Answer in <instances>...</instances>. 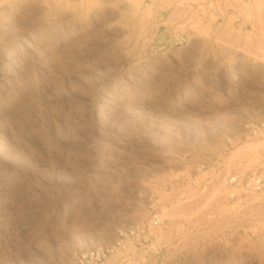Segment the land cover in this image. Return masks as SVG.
<instances>
[{
  "label": "rangeland",
  "instance_id": "1",
  "mask_svg": "<svg viewBox=\"0 0 264 264\" xmlns=\"http://www.w3.org/2000/svg\"><path fill=\"white\" fill-rule=\"evenodd\" d=\"M4 1L0 59L56 87L0 117V264H264V0ZM140 60L158 100L116 103Z\"/></svg>",
  "mask_w": 264,
  "mask_h": 264
},
{
  "label": "bare ground",
  "instance_id": "2",
  "mask_svg": "<svg viewBox=\"0 0 264 264\" xmlns=\"http://www.w3.org/2000/svg\"><path fill=\"white\" fill-rule=\"evenodd\" d=\"M25 1L26 0H5L3 5L5 6L6 10L10 11L14 6L23 4ZM37 4L40 6H45L47 5V0H37ZM134 6L135 5H133V7ZM69 8L73 12L76 10L73 6L72 8ZM61 36L63 35L57 34L56 40H60L59 37ZM2 54L5 59H0V117L7 114L11 109L19 107L26 101V99L32 97L34 93L39 92L41 88L48 87L50 89H54L56 87L55 81L51 79L44 81L43 79H40L29 72L28 68L24 65V57L20 50L3 49ZM125 55L127 56L128 53L125 52ZM120 66L122 65L120 64ZM148 72L149 71L146 70V66L144 65L143 61L140 60L135 63V66L132 69H130L128 73L129 75L126 79L121 80L115 78L113 83L114 86H112V97L116 101V103L118 102V104L120 103L123 105H126L128 103L132 104L133 106H140L147 100H156L158 87L148 88ZM111 75L112 74H110V76ZM82 108V104L78 101L69 105V110L73 111L75 115L78 116L81 115ZM64 112L61 110H56V108H54L53 115L59 116ZM10 127L11 129H14L12 126ZM35 137L42 141V144L45 147H50L47 132L46 134L35 133ZM1 143L3 144L4 141L0 140V144ZM1 148L0 192L2 193L8 191V189L16 185L21 180V175L18 174L14 163L10 161L8 156L2 152ZM219 183L223 184L221 180ZM221 187L219 184V192L215 191L213 194L216 195L217 193L221 195ZM148 191L149 190L147 189V187L143 186L139 189V195L141 197L146 196L148 194ZM222 191H224V189Z\"/></svg>",
  "mask_w": 264,
  "mask_h": 264
},
{
  "label": "built area",
  "instance_id": "3",
  "mask_svg": "<svg viewBox=\"0 0 264 264\" xmlns=\"http://www.w3.org/2000/svg\"><path fill=\"white\" fill-rule=\"evenodd\" d=\"M228 181L230 184L234 186H237L240 183V180L236 175L230 177ZM246 185L255 192H260L264 190V164L258 171H255L254 173L251 174V176L247 180ZM160 224H161V220L159 215L157 214L152 215L148 222L149 227H158ZM104 254L105 253L103 249H97L90 252L89 255L91 257L96 256L98 259H100Z\"/></svg>",
  "mask_w": 264,
  "mask_h": 264
}]
</instances>
